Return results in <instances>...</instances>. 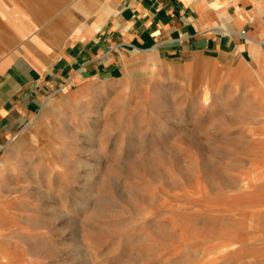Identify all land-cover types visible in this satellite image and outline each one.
I'll list each match as a JSON object with an SVG mask.
<instances>
[{
	"label": "rangeland",
	"instance_id": "obj_1",
	"mask_svg": "<svg viewBox=\"0 0 264 264\" xmlns=\"http://www.w3.org/2000/svg\"><path fill=\"white\" fill-rule=\"evenodd\" d=\"M72 1L0 0V59ZM220 62L54 96L0 157V264H264V65Z\"/></svg>",
	"mask_w": 264,
	"mask_h": 264
},
{
	"label": "crops",
	"instance_id": "obj_2",
	"mask_svg": "<svg viewBox=\"0 0 264 264\" xmlns=\"http://www.w3.org/2000/svg\"><path fill=\"white\" fill-rule=\"evenodd\" d=\"M67 8L46 37L0 59V157L54 96L87 79L226 57L263 70L264 0H73Z\"/></svg>",
	"mask_w": 264,
	"mask_h": 264
},
{
	"label": "bare ground",
	"instance_id": "obj_3",
	"mask_svg": "<svg viewBox=\"0 0 264 264\" xmlns=\"http://www.w3.org/2000/svg\"><path fill=\"white\" fill-rule=\"evenodd\" d=\"M27 1H28L29 5H31L32 7H34V5H36L37 8H40V6L44 7V5H45L46 6V10L55 11L52 3H49L48 0L47 1L46 0L45 1L44 0H27ZM4 44L6 46H8V44H6L5 42H4ZM33 142L35 144V141H33ZM35 146H36V144H35Z\"/></svg>",
	"mask_w": 264,
	"mask_h": 264
}]
</instances>
